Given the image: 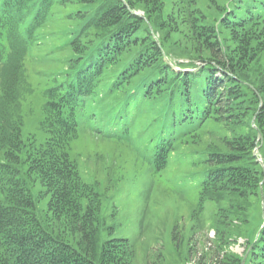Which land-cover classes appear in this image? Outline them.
<instances>
[{
  "label": "trees",
  "instance_id": "obj_1",
  "mask_svg": "<svg viewBox=\"0 0 264 264\" xmlns=\"http://www.w3.org/2000/svg\"><path fill=\"white\" fill-rule=\"evenodd\" d=\"M245 5L230 9L220 28L196 0H0V264H132L127 239L104 238L113 231L104 195L80 176L73 152L82 126L107 136L108 122L117 129L105 140L141 134L153 170L180 148L199 151L198 204L219 208L214 225L223 233L233 235L231 216L241 219L236 234L249 235L243 264H264V227L258 231L254 213L263 171L252 154L257 133L264 138V67L256 66L264 4ZM58 19L75 21L70 55L63 78L54 72L45 79L38 123L45 138L38 142L22 132L26 62L40 31ZM170 53L189 60L180 69L196 70H175L165 59ZM143 115L149 121L141 127ZM243 255L231 254V264Z\"/></svg>",
  "mask_w": 264,
  "mask_h": 264
},
{
  "label": "rangeland",
  "instance_id": "obj_2",
  "mask_svg": "<svg viewBox=\"0 0 264 264\" xmlns=\"http://www.w3.org/2000/svg\"><path fill=\"white\" fill-rule=\"evenodd\" d=\"M262 2L264 4V0H196V6L210 24L221 28V19L230 9L243 12L245 3L259 8ZM213 3L227 9V12L222 15ZM75 8L84 9L81 5ZM262 10L260 13L264 18V7ZM134 13L143 15L141 11ZM53 20L38 34L41 37L36 46H31V59L26 62L27 88L23 91L21 104L22 132L24 136L35 135L38 142H43L45 138L38 127L45 79L54 72L61 73L63 78L67 68L64 64L70 55L66 45L70 37L68 32L70 25L75 22ZM150 33L158 44L160 36L152 29ZM4 39L1 42L7 50ZM19 40L25 43V40ZM179 50L180 55L195 56V53H184L181 48ZM180 55L167 54L169 60L165 58L166 62L177 71L196 70L177 67L189 61ZM257 60L256 66L264 67V52ZM200 63L197 60L190 61V64L197 66ZM148 121L149 116L143 115L140 119L141 127ZM98 124L96 122L93 127L99 128ZM106 129L111 137L117 128L108 122ZM140 135L132 140L125 134L122 135L124 141L105 140L103 138L107 136H101L99 129L84 125L73 144L80 176L87 183H95L105 198L102 212L105 224L111 226L113 231L104 238L127 239L134 250L132 264H231V254L241 257L246 240L249 239V235L244 237L236 234L243 229L241 219L231 216L227 223L233 235L223 233L224 227L216 229L214 225V214L219 208L208 203L198 204L201 177L198 172L203 166L199 151L192 153L180 148L171 155L166 167L153 170L141 147L143 139ZM204 139L205 143L215 142L211 136H205ZM259 141L256 151H252L263 171L260 203L256 204L254 210L258 217L257 223L261 224L258 231L264 227V138ZM248 251L240 264L244 263Z\"/></svg>",
  "mask_w": 264,
  "mask_h": 264
},
{
  "label": "water",
  "instance_id": "obj_3",
  "mask_svg": "<svg viewBox=\"0 0 264 264\" xmlns=\"http://www.w3.org/2000/svg\"><path fill=\"white\" fill-rule=\"evenodd\" d=\"M260 137H261V134H260V133H258V134H257V140H258V139H260ZM256 149H257V148H255V149H254V152L256 151ZM256 161H258V159H257V158H256Z\"/></svg>",
  "mask_w": 264,
  "mask_h": 264
}]
</instances>
